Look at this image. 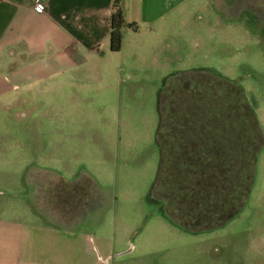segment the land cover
<instances>
[{"label": "rangeland", "instance_id": "obj_1", "mask_svg": "<svg viewBox=\"0 0 264 264\" xmlns=\"http://www.w3.org/2000/svg\"><path fill=\"white\" fill-rule=\"evenodd\" d=\"M181 9L165 34L123 36L102 78L47 80L0 104V218L16 221L0 225V249L16 236L23 264H57V250L70 263L264 264V0H189ZM186 81L214 83L217 94L216 82L240 89L232 109L252 115L244 126L260 142L242 208L196 232L161 214L173 218L174 197L155 181L156 124L160 112L171 118L162 110ZM248 160L237 162L246 172ZM52 173L70 183H53L54 192ZM4 263L14 264L12 248Z\"/></svg>", "mask_w": 264, "mask_h": 264}, {"label": "trees", "instance_id": "obj_2", "mask_svg": "<svg viewBox=\"0 0 264 264\" xmlns=\"http://www.w3.org/2000/svg\"><path fill=\"white\" fill-rule=\"evenodd\" d=\"M123 25L119 0H112L108 19L111 52L120 49ZM213 84L190 85L186 81L187 87L182 86L184 90L178 92L180 98L176 96L162 110L171 118L165 122L166 116H161V112L159 117L155 181L174 197L168 204L173 208V218L166 210L162 209L161 214L188 231L217 227L242 208L252 183L254 163L251 160L260 149L255 133L244 126L253 122L252 115L244 109H232L231 99H243L240 89L231 86L226 91L223 88L230 85L216 82L217 94ZM224 93L227 99L222 96ZM246 155L249 156L248 172L245 165H237Z\"/></svg>", "mask_w": 264, "mask_h": 264}, {"label": "crops", "instance_id": "obj_3", "mask_svg": "<svg viewBox=\"0 0 264 264\" xmlns=\"http://www.w3.org/2000/svg\"><path fill=\"white\" fill-rule=\"evenodd\" d=\"M111 1L0 0V104L4 106L11 96L14 104L19 103L16 99L17 90L41 91L44 88L41 87L42 82L47 80L89 79L95 74L102 78L101 65L105 64L111 71L110 63L107 64L105 60H111L123 48V36H138L141 32L148 34L152 27L157 28L159 33H167L165 22L173 18L175 13H181V6L187 5L189 0H119L124 25L121 46L117 52L108 49ZM221 13L228 11L221 10ZM156 127L157 145L160 139L159 122ZM156 150L157 170L158 146ZM50 177L47 186L54 192L58 186L52 187L53 183H70L54 173ZM57 219L69 221L66 217L54 216V221ZM7 220L10 219L1 217L0 225L16 226V221ZM83 239L85 241L87 237L83 236ZM6 245L4 243L0 249V263L5 264L6 251L12 248L14 264H23L20 238L14 236L13 243L8 244L10 248H6ZM30 252L24 251V256L30 255ZM67 253L66 250H57L53 255L58 256L56 263L86 264L83 256H92L93 252H79L83 260L77 259L73 263L67 260Z\"/></svg>", "mask_w": 264, "mask_h": 264}]
</instances>
